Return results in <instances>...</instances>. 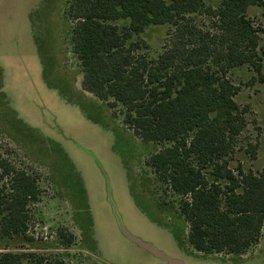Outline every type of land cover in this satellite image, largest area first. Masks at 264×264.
Masks as SVG:
<instances>
[{"label": "rangeland", "instance_id": "obj_1", "mask_svg": "<svg viewBox=\"0 0 264 264\" xmlns=\"http://www.w3.org/2000/svg\"><path fill=\"white\" fill-rule=\"evenodd\" d=\"M66 2L0 0V160L27 172L40 189L27 235H0V252L33 254L48 264H169L122 234L115 206L130 234L184 264H264V229L241 256L203 255L188 244L179 198L147 166L164 145L135 137L121 105L111 109L82 89ZM249 16L259 29L263 67L261 76L248 64L229 74L249 121L231 156L236 174L238 165L254 173L264 168V8L250 7ZM167 36L166 27L143 35L153 57ZM249 144L257 145L254 156ZM161 199L173 207L161 210Z\"/></svg>", "mask_w": 264, "mask_h": 264}, {"label": "trees", "instance_id": "obj_2", "mask_svg": "<svg viewBox=\"0 0 264 264\" xmlns=\"http://www.w3.org/2000/svg\"><path fill=\"white\" fill-rule=\"evenodd\" d=\"M209 1L67 0L65 16L73 23L82 89L111 109L121 105L135 137L164 145L147 166L179 198L188 244L203 255L241 256L263 233L264 168L254 173L238 165V174L231 168L249 121L229 74L246 64L262 74L260 34L249 9L264 8V0ZM152 27H166L168 35L156 57L143 38ZM249 146L254 156L257 145ZM39 196L35 178L0 160L2 237L27 235L29 206ZM33 258L0 252V264H48Z\"/></svg>", "mask_w": 264, "mask_h": 264}, {"label": "water", "instance_id": "obj_3", "mask_svg": "<svg viewBox=\"0 0 264 264\" xmlns=\"http://www.w3.org/2000/svg\"><path fill=\"white\" fill-rule=\"evenodd\" d=\"M114 212L116 215V218L118 220V224H119V228L122 232V234L129 239L131 242L137 244L139 247L143 248L144 250H146L147 252H149L150 254H152L154 257L161 259L169 264H184L182 261L179 260H175L169 256H167L165 253L161 252L160 250H158L155 246H153L150 243H147L135 236H133L132 234H130L127 229L124 227L121 217L118 214L116 207L114 206Z\"/></svg>", "mask_w": 264, "mask_h": 264}]
</instances>
